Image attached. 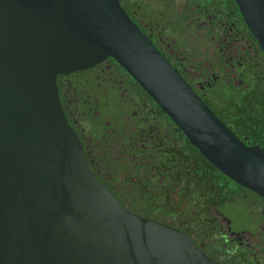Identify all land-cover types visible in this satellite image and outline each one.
Here are the masks:
<instances>
[{"label":"water","instance_id":"water-1","mask_svg":"<svg viewBox=\"0 0 264 264\" xmlns=\"http://www.w3.org/2000/svg\"><path fill=\"white\" fill-rule=\"evenodd\" d=\"M237 2L264 51V0ZM108 57L213 165L264 198V148L197 96L120 0H0V264H219L181 230L128 211L91 172L57 77Z\"/></svg>","mask_w":264,"mask_h":264},{"label":"flooded vegetation","instance_id":"flooded-vegetation-1","mask_svg":"<svg viewBox=\"0 0 264 264\" xmlns=\"http://www.w3.org/2000/svg\"><path fill=\"white\" fill-rule=\"evenodd\" d=\"M120 3L197 96L246 139L239 118L264 114V51L237 0ZM57 86L91 172L128 211L181 230L216 263L264 264V198L230 183L217 202L197 199L196 182L182 179L183 157L195 148L116 59L59 74ZM173 201L178 216H164Z\"/></svg>","mask_w":264,"mask_h":264},{"label":"trees","instance_id":"trees-1","mask_svg":"<svg viewBox=\"0 0 264 264\" xmlns=\"http://www.w3.org/2000/svg\"><path fill=\"white\" fill-rule=\"evenodd\" d=\"M254 113V111H252ZM242 127L246 130L247 134L243 135L246 139L242 140L247 146L264 148V114L242 115L239 118ZM243 129V130H244ZM244 130V131H245ZM235 133V132H234ZM236 134V133H235ZM238 135V134H236ZM241 139V138H240ZM188 145L195 148L196 154L186 155L183 157V163L188 169L183 175L182 179L190 185L191 181L196 182L197 199L210 198L213 202H217L228 196L230 192V183L234 182L230 177L220 171L215 165H213L188 139ZM188 150V149H187ZM195 176V177H194ZM194 191V190H193ZM164 216L174 218L178 216V212L175 211L174 201L168 208V212L163 213ZM161 213H151L152 216H160ZM183 216L188 217L190 212L183 210L181 212Z\"/></svg>","mask_w":264,"mask_h":264}]
</instances>
